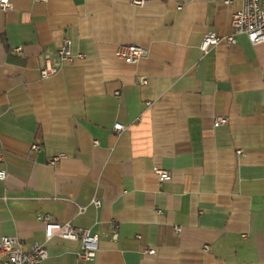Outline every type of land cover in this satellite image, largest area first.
Listing matches in <instances>:
<instances>
[{
	"label": "crops",
	"instance_id": "obj_1",
	"mask_svg": "<svg viewBox=\"0 0 264 264\" xmlns=\"http://www.w3.org/2000/svg\"><path fill=\"white\" fill-rule=\"evenodd\" d=\"M141 1L0 11V238L77 264L79 241L46 239L48 212L99 233L91 264H264V42L201 50L209 30L231 32L242 0ZM67 37L84 56L42 78L41 55ZM122 44L150 53L132 63L116 56Z\"/></svg>",
	"mask_w": 264,
	"mask_h": 264
},
{
	"label": "built area",
	"instance_id": "obj_2",
	"mask_svg": "<svg viewBox=\"0 0 264 264\" xmlns=\"http://www.w3.org/2000/svg\"><path fill=\"white\" fill-rule=\"evenodd\" d=\"M136 4H142L141 0H134ZM13 6L12 0H0V11L7 12ZM247 35L253 44L264 42V0H242L241 7L233 13L232 30L228 35H220L214 30H209L203 37L200 48L204 53H208L210 49L218 45L222 41L229 44H236L238 36ZM73 40L65 38L62 45L55 54L51 52L43 53L40 57V72L42 78H48L59 73L65 65L70 63L76 56L83 57V53L74 54L72 50ZM14 51L18 54L23 53L21 46L15 47ZM150 50L146 47L134 44H122L116 47L115 54L118 58L125 59L132 63H138L141 59L148 57ZM147 83V79L143 80ZM119 94V93H117ZM229 119L225 116H218L214 121L216 127L228 124ZM122 123H116V130L124 129ZM33 151L41 150L39 143L32 145ZM2 151H0V157ZM63 153L55 155L49 160V163L56 165ZM161 181L171 179L169 171L157 168ZM7 170L0 169V180L7 178ZM92 204L100 207L101 201L95 199ZM87 207H83L84 211ZM38 219L45 223V236L47 240L54 237L75 240L80 242L78 249L77 264H91L97 257L99 251L100 235L92 231V229L75 226L71 222H60L53 219L48 212H40ZM176 231L181 232V227L176 226ZM119 231L116 226L112 229V238H119ZM145 252L155 254V248H145ZM49 251L46 243H34L30 248H26L24 242L18 237L12 235H4L0 238V264H49L47 262Z\"/></svg>",
	"mask_w": 264,
	"mask_h": 264
}]
</instances>
